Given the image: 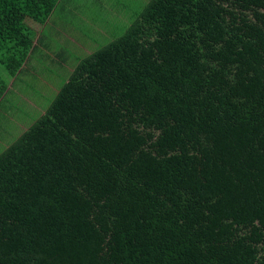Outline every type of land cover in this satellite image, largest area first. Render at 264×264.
Segmentation results:
<instances>
[{"label":"trees","instance_id":"trees-1","mask_svg":"<svg viewBox=\"0 0 264 264\" xmlns=\"http://www.w3.org/2000/svg\"><path fill=\"white\" fill-rule=\"evenodd\" d=\"M63 1L0 0V104ZM133 19L0 153V264H264V0Z\"/></svg>","mask_w":264,"mask_h":264},{"label":"rangeland","instance_id":"rangeland-1","mask_svg":"<svg viewBox=\"0 0 264 264\" xmlns=\"http://www.w3.org/2000/svg\"><path fill=\"white\" fill-rule=\"evenodd\" d=\"M150 0H64L0 104V153L46 112L79 61L120 36ZM3 75H9L4 70Z\"/></svg>","mask_w":264,"mask_h":264}]
</instances>
